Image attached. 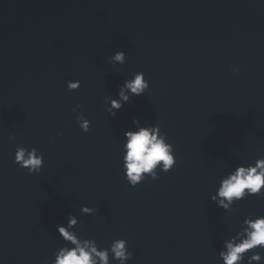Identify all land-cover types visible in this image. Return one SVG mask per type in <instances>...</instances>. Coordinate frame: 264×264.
Masks as SVG:
<instances>
[{
  "label": "water",
  "instance_id": "water-1",
  "mask_svg": "<svg viewBox=\"0 0 264 264\" xmlns=\"http://www.w3.org/2000/svg\"><path fill=\"white\" fill-rule=\"evenodd\" d=\"M117 50L122 65L109 60ZM140 71L149 89L111 117L105 98ZM70 80L79 89L69 91ZM134 118L161 125L177 163L132 187L122 144ZM18 144L43 153L39 174L14 162ZM254 159L183 68L112 0H0V264L54 259L64 244L55 226L69 213L101 248L127 240V264H223V240L249 213L264 215V198L229 212L210 195L221 176ZM82 205L97 211L83 214Z\"/></svg>",
  "mask_w": 264,
  "mask_h": 264
},
{
  "label": "clouds",
  "instance_id": "clouds-1",
  "mask_svg": "<svg viewBox=\"0 0 264 264\" xmlns=\"http://www.w3.org/2000/svg\"><path fill=\"white\" fill-rule=\"evenodd\" d=\"M126 54L117 50L109 57L113 64H124ZM234 73L240 71V66H232ZM67 89L75 91L80 87L79 80L67 81ZM150 87L145 73H133L119 86L115 97H106V111L115 117L125 103H131L135 96H142ZM77 105L73 112L79 108ZM80 129L87 133L91 121L82 114L76 117ZM122 170L126 182L135 187L146 179L158 180L160 173L172 170L177 161L172 143L161 125L142 123L138 118L132 121V127L123 132ZM15 140V136H10ZM14 162L26 169L28 174H39L44 164V155L36 147L17 145ZM264 198V156L253 161L241 162L218 180V187L210 195L218 208L231 212L238 202L249 197ZM83 214L92 215L97 211L95 207L82 205ZM79 219L69 213L66 223L55 226L56 232L64 241L62 247L54 253V259L46 260L45 264H127L133 253L128 248L127 240L120 238L111 242L110 247L101 248L94 238H85L78 234L75 226ZM218 256L223 264H261L264 262V215L249 213L242 220L240 227L234 234L224 239Z\"/></svg>",
  "mask_w": 264,
  "mask_h": 264
}]
</instances>
